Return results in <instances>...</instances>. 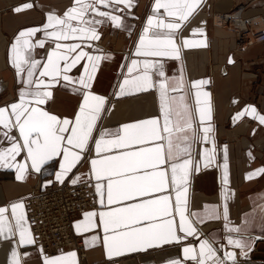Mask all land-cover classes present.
Returning <instances> with one entry per match:
<instances>
[{
    "label": "snow or ice",
    "instance_id": "snow-or-ice-1",
    "mask_svg": "<svg viewBox=\"0 0 264 264\" xmlns=\"http://www.w3.org/2000/svg\"><path fill=\"white\" fill-rule=\"evenodd\" d=\"M137 3L138 0H74L62 14L50 10L45 23L18 32L10 44L9 58L21 86L16 101L0 106V137L9 142L5 146L0 140V167L16 168L17 179L25 180L30 168L41 172L42 165L59 158L55 179L63 183L82 158L89 161L98 205L85 211L82 220L75 221V230L80 233L96 229L85 244L100 243L109 258L167 244L181 247L182 256L170 258L166 264H246L256 240L264 239V211L259 225L254 217L247 216L240 225L231 223L227 192L222 206L205 204L203 210L196 211L190 208L189 181L201 165L193 152L199 156L197 146L211 141V148L202 150L205 167L211 165L216 153L215 139L209 135L212 125L206 123L212 120L210 94L201 88L208 81H187L183 69L178 76H168L165 71L164 58L180 59L182 48L193 46V41L181 36L180 31L182 24L190 22L201 0H155L135 46V53L143 59H131L130 65H125L129 75L118 82L113 95L156 89L159 113L114 129L98 128L109 101L93 91L101 59H111L114 54L102 57L86 51L80 42H61L84 38L98 41L102 35L98 28L103 23L131 33L124 17L132 15L128 10ZM31 7V3H23L14 11ZM192 31L203 33L205 29L196 27ZM37 33H41L39 38ZM46 44L50 46L46 56L37 59L35 49ZM78 64L82 71L71 74ZM56 85L69 87L82 97L72 117L46 110ZM192 88L195 104L190 102ZM245 113L264 124V115L254 106H246L236 116ZM13 129L19 139L11 134ZM223 151V183L227 185V145ZM21 152L25 153L23 162L16 159ZM260 172L264 168L248 173L247 178ZM79 179L77 175L71 183ZM51 183L45 180L44 186ZM221 218L226 224V237L202 231L207 221ZM257 226L259 237L252 231ZM190 237H200L198 246L189 242ZM0 242L8 245L7 264H24L30 253L21 251V246H37L43 254V264H77L75 251L55 257L44 253L29 226L22 199L0 206Z\"/></svg>",
    "mask_w": 264,
    "mask_h": 264
},
{
    "label": "crops",
    "instance_id": "crops-1",
    "mask_svg": "<svg viewBox=\"0 0 264 264\" xmlns=\"http://www.w3.org/2000/svg\"><path fill=\"white\" fill-rule=\"evenodd\" d=\"M238 1L201 0L190 17V22L182 24L180 31L181 36L193 41V46L182 48L180 59L164 58L165 71L168 76H178L183 69L187 81L198 79L208 81L201 85V88L210 94L208 103L212 107V120L206 123L212 125L209 135L215 139L216 153L211 165L205 167L202 150L203 147L211 148V141L197 146L199 156L196 151L193 152L194 158L199 159L201 165L198 172L192 173L189 181L190 208L196 211L203 210L205 204L222 206L224 193L227 192L229 221L240 225L247 216L254 217L256 224L259 225L260 215L264 211V172L254 175L251 179L247 178V174L264 168V124L255 116L245 113L237 117L236 113L251 105L259 114L264 115V42L252 45L244 51H237L235 34L213 23L217 21V15L229 11ZM73 2L74 0H0V106L16 101L21 86L9 58V48L14 37L25 27L45 23L48 11L55 10L57 14H62ZM154 2L155 0H138L137 6L128 10L132 15H127L124 19L131 27V33L112 23H103L98 28L102 33L98 41L89 42L87 38L82 41H61L80 42L86 51H93L102 57H107L109 53L114 54L111 59H101L93 81V91L107 97L109 101L105 106L107 111L98 122V128L114 129L120 124L159 113V94L156 89L129 93L121 97L113 95L114 90H118V82H122L124 76L129 75L125 65H130L131 59H143L135 53V46L147 24V17L152 14ZM23 3H31L32 7L19 13L14 11L16 6ZM101 7L104 11L108 10L104 6ZM246 13L264 14V2L259 1L250 6ZM196 27H203L205 31L194 33L192 29ZM40 35L41 33H37L36 38ZM200 40H204L205 43L200 44ZM49 47V44L43 48L37 47L36 58L46 56ZM82 63L84 61H81ZM78 69L82 71L79 64L72 69L71 74L79 75ZM189 96L190 102L195 104V88L191 89ZM81 100L82 97L69 87L56 85L53 88V96L45 107L54 114L72 117L78 111ZM112 104L115 107H112ZM11 134L18 136L16 129H13ZM0 140H3L5 146L9 143L3 137H0ZM224 145H227V185L223 183ZM92 155H95L94 151ZM24 156L25 153L21 152L16 159L23 162ZM58 160L59 158H55L57 161L55 163L46 162L42 165L41 172L30 168L25 180L17 179L16 168L0 167V206L22 199L28 218L27 198L32 190L41 183L44 184L45 180H56ZM89 171V161L82 158L64 181L71 182L72 178L79 175L78 182L90 181L95 187V176L89 175ZM96 198L98 202L97 193ZM89 210L91 209L86 211ZM84 212L77 215L73 221V231L84 245V255L81 250L75 248L48 256L55 257L75 251L77 264H166L168 259L182 256L181 247L166 244L109 258L100 243L91 246L85 244V239L95 234L96 229L76 232L75 221L82 220ZM29 226L31 227L30 223ZM201 229L204 233L212 232L218 236L226 237L227 234L226 224L222 218L207 221ZM252 231L257 237L261 235L258 226ZM199 239L200 237H190L189 242L198 246ZM25 250L30 256L25 258L24 264H43V254L39 252L37 246H21V251ZM236 251L239 252V249ZM8 258V245L0 242V264H7ZM246 264H264V239L256 240Z\"/></svg>",
    "mask_w": 264,
    "mask_h": 264
},
{
    "label": "built area",
    "instance_id": "built-area-1",
    "mask_svg": "<svg viewBox=\"0 0 264 264\" xmlns=\"http://www.w3.org/2000/svg\"><path fill=\"white\" fill-rule=\"evenodd\" d=\"M259 1L264 0H239L235 7L220 13L218 22L213 21L215 25L227 28L235 34L237 51H244L252 45L264 42V14L246 13L250 6ZM51 181L47 186L41 183L27 198L28 219L34 236L47 255L75 248L81 250L84 255V245L73 231V221L78 214L97 207L94 184L90 181L76 184ZM55 192L62 196V218L56 216L52 221L50 216L47 217L43 211L37 209V203Z\"/></svg>",
    "mask_w": 264,
    "mask_h": 264
},
{
    "label": "rangeland",
    "instance_id": "rangeland-1",
    "mask_svg": "<svg viewBox=\"0 0 264 264\" xmlns=\"http://www.w3.org/2000/svg\"><path fill=\"white\" fill-rule=\"evenodd\" d=\"M254 14H256V13H254ZM224 29H227V28H224ZM235 50H237V49L235 48ZM85 182H89V181H85ZM78 183H82V182H78ZM65 196H64V198H65ZM61 202H62V196L59 193H57V192L51 193L50 195H48V197L46 199L43 198V199H40L38 201V203H37V209L40 210V211H43L44 214H46L47 217L50 216V220L53 221L54 217H56V216L62 218V213H60V205L62 206L63 203H61Z\"/></svg>",
    "mask_w": 264,
    "mask_h": 264
},
{
    "label": "bare ground",
    "instance_id": "bare-ground-1",
    "mask_svg": "<svg viewBox=\"0 0 264 264\" xmlns=\"http://www.w3.org/2000/svg\"><path fill=\"white\" fill-rule=\"evenodd\" d=\"M216 20H217V22L220 20V16L219 15H217L216 16ZM221 22V21H220ZM220 26V25H219Z\"/></svg>",
    "mask_w": 264,
    "mask_h": 264
}]
</instances>
